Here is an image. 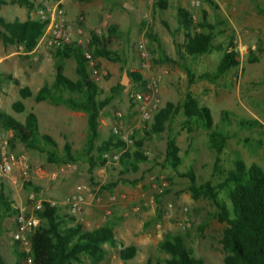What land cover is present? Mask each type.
I'll use <instances>...</instances> for the list:
<instances>
[{
	"label": "rangeland",
	"instance_id": "rangeland-1",
	"mask_svg": "<svg viewBox=\"0 0 264 264\" xmlns=\"http://www.w3.org/2000/svg\"><path fill=\"white\" fill-rule=\"evenodd\" d=\"M5 1L8 5L0 6V17L13 22L47 20L50 14L41 13L44 6L47 4L54 7L61 0H27L30 7L12 4L21 0ZM72 1L86 6L94 0ZM163 1L166 2L164 10L159 8L151 11L152 5H148L149 8L146 9L154 18V24L149 31L158 40H151L142 32L129 37L121 30L112 33L110 19L106 26L98 27L100 24H97L90 32L91 34L100 30L101 36L108 42V48L126 61L123 67L108 60H96L100 69L108 73V77L99 84L107 95L113 87H124L103 113V118H107L109 123L103 125L98 143L101 144L113 136L111 127L116 113L124 115L127 127L137 124L134 106L128 98V92L134 85L126 69L137 70L140 64L137 43L147 40L153 73L163 75L161 108L168 103H182L186 93L190 91L200 106L211 110L214 119L212 131L221 130L229 136L227 147L220 156L222 168L230 170L236 161L242 160L247 166L256 165L264 171V54L259 63L249 62L250 56L258 53L259 48L264 50V15L259 12L260 7L264 8V0H212V3L208 0ZM197 1L200 2L199 7L194 6ZM61 5L67 18L66 8ZM181 9L196 18L195 26L206 16L207 23L216 28L217 35L211 52L196 61L189 59L187 62L196 76L215 72L226 52L234 49L240 54V66L231 70L217 84L196 81L193 86H189L187 73L182 67L183 62L178 56V48L175 45L173 49L171 42ZM81 17L82 15L78 18ZM157 27L164 32L168 42H160ZM196 31V27H192L177 34V37L180 42L186 41L187 34ZM163 52H168L169 58L179 65L160 63ZM55 54L56 49L49 47L44 37L31 53H27L20 46L6 47L0 40V112L22 122L29 112H34L41 122L42 134L50 135L60 151L68 142L72 144L75 152H79L84 148L86 137L75 138L70 129L68 130L73 111L49 102L37 103L34 97L22 100L19 95L21 87L31 88L36 95L44 85L53 86L58 63L64 65L65 73L70 79H77L76 61L73 58L62 61ZM7 76L11 79H7ZM17 101H23L27 107L26 113L18 114L12 110V104ZM227 115L229 122L224 123L223 117ZM185 119L184 115L178 116L161 134L152 133L154 120L146 125L140 138L145 139L142 152L148 161L140 164L137 173L131 172L127 175H121L123 168L120 163L108 161L105 159L106 154L105 165L102 166L101 160L96 158L97 166L91 174L86 156L77 164H50L46 155L30 150L16 140L11 150L19 161H25L27 170L24 171L19 166L14 168L11 176L3 183L6 195L13 208L19 210V214L25 218L36 217V206L48 202L57 207L62 216L75 218L88 231L107 222L114 224L119 245L116 248L105 246L108 254L101 264H146L149 260L156 264L167 258L160 252L159 243L175 233L185 237L187 247L204 264H224L226 253L221 241L226 225L217 220L218 209L207 199H194L190 191V180L166 167L167 142L172 137L176 139L183 159L179 168L181 174L193 169L200 185L209 181L215 185L220 180L214 175L217 154L209 147V134L212 131L198 130L188 134L183 128ZM241 121H248L256 126L244 129L240 127ZM2 132L4 131L0 127V133ZM161 175L166 176L168 181V187L162 192L154 187H159L160 182L152 181L153 176ZM121 178L138 180L140 183L137 186L119 184L113 191L103 190V187ZM28 183L32 186L26 188ZM79 186L87 187L89 192L83 212L73 215L66 202ZM35 188L40 191L37 192ZM159 196H162L160 204L157 203ZM15 232L16 215H8L0 220V256L4 258L5 264H16ZM128 246H135L138 253L134 260L124 262L118 252ZM89 263L90 261L84 259L83 264Z\"/></svg>",
	"mask_w": 264,
	"mask_h": 264
},
{
	"label": "trees",
	"instance_id": "trees-1",
	"mask_svg": "<svg viewBox=\"0 0 264 264\" xmlns=\"http://www.w3.org/2000/svg\"><path fill=\"white\" fill-rule=\"evenodd\" d=\"M208 1L212 3V0ZM12 4H19L23 7L31 6L27 0ZM3 5H8V3L5 0H0V6ZM155 6L165 9L166 2L157 0ZM259 12L264 15V8L260 7ZM178 23L177 30L172 32L174 37L177 33L190 30L192 27L201 30L188 33L186 42L178 46L177 49L179 59L183 62L182 67L188 76L189 86H193L196 81L217 84L231 70L240 66V54L233 49L223 55L215 72L196 76L187 62L189 59L196 61L211 52L217 35L216 28L207 23L206 16L199 25L195 26L193 16L183 9L179 11ZM48 24V19L12 22L0 17V40L6 47L20 46L27 53H31L39 45ZM165 25L168 27L167 24ZM110 30L112 33L117 32L115 27H111ZM147 36L151 40L157 39V36L153 35L151 31ZM107 43L101 35H97L95 32L91 33L90 52L93 59L95 61L108 60L124 67L126 61L118 53L112 52ZM263 54L264 50L259 48L258 53H253L250 56L249 62L251 64L259 63ZM55 56L62 61L71 58L76 61L77 79H70L65 73L64 65L58 63L53 86L44 85L36 95L29 87H21L19 95L22 100L34 97L37 103L49 102L55 106H64L71 111L84 113L87 117L84 148L75 152L72 144L67 142L60 151L50 135L42 134L38 117L34 112H29L24 122L0 112V127L4 132L11 131L13 133L11 148H13L14 142L19 140L28 149L46 155L48 162L55 165L77 164L86 156L92 174L93 169L97 166L96 158L101 160V165L104 166L106 163L104 155L124 146L123 142L114 134L110 139L102 141L101 144L98 143L101 138L100 125L103 113L124 87L122 85L113 87L110 94L107 95L100 85L92 80L89 62L85 57L84 50L77 44L56 49ZM160 63L179 65L166 55L163 56ZM128 74L135 87L139 88L145 84V79L140 73L129 72ZM12 110L18 114H24L27 112V107L23 101H17L12 104ZM180 115H184L186 118L183 128L188 134L198 130L211 132L214 128L211 110L200 106L189 91L182 103H168L156 114L152 133L165 132L167 126ZM223 122H229L228 115L223 117ZM254 126L256 124L248 121L240 122V127L244 129ZM140 137L141 132H137L135 149L132 148L120 159L119 163L123 168L121 175L137 173L140 164L148 161L142 152L145 139ZM228 140L229 136L221 130L212 131L209 134V147L217 154L214 175L220 178L215 185L211 181L200 185L193 169H190L186 174L180 173L179 168L183 164V159L180 156L177 141L172 137L167 142L166 167L190 180V191L194 199H207L218 209L216 218L220 223L226 225L221 241L226 253L224 264H264V171L256 165L249 167L242 160L236 161L230 170L222 168L220 156L226 149ZM92 181H94L93 177ZM139 183L138 180L129 181L121 178L103 187V190L113 191L119 184L137 186ZM30 186H32L30 183L25 185L26 188ZM35 190L40 191L39 188H35ZM161 197H157L159 204ZM8 215L18 216L19 210L13 208L2 184L0 188V220ZM35 216L39 220V225L30 239L31 253L28 255L22 250L19 242H14L16 264H28V257H31L32 264H83L84 259L90 261L89 264H101L108 254L105 246L116 248L119 245L116 239L115 225L110 222L88 231L75 218L62 216L60 210L48 202H44L40 210H35ZM159 250L167 258L156 264H204L203 260L193 255L192 250L187 247L185 237L179 233L171 234L160 242ZM118 253L122 261L129 262L135 259L138 250L135 246H128L119 250ZM0 264H5L2 256H0ZM146 264L153 263L149 260Z\"/></svg>",
	"mask_w": 264,
	"mask_h": 264
},
{
	"label": "built area",
	"instance_id": "built-area-1",
	"mask_svg": "<svg viewBox=\"0 0 264 264\" xmlns=\"http://www.w3.org/2000/svg\"><path fill=\"white\" fill-rule=\"evenodd\" d=\"M194 6L199 7L200 2H195ZM41 13L50 14V18H48L49 24L43 36L44 39H47L49 47L59 49L66 45L77 44L84 50L85 57L89 62L92 80L100 84V82L108 77V73L98 68L96 61L92 57L90 52L91 34L83 27V19H80L76 23H69L61 3H57L54 7L46 4ZM145 19L149 22L150 26L154 22L148 14L145 16ZM193 20L197 24L195 17H193ZM197 31L200 32V28ZM96 34L101 35V31H96ZM147 45V40H140L137 43L140 72L145 79V84L139 88L132 86L128 92L129 101L134 106L136 112L137 124L132 127H127L124 115L122 113L115 114L112 133L123 142L124 146L120 149H114L105 155V159L113 163H119L121 157L134 148L136 133L142 132L146 125L151 124L156 114L162 109L160 95L163 75L153 73L154 67ZM12 137L13 133L11 131L0 133V188L11 176L16 166H19L24 171L27 170L25 161H19L11 150ZM156 180L160 182V186L157 187L154 185V187L158 188L160 192L168 187L166 176H153L152 181ZM88 192L87 187H77L75 193L66 202L71 214L78 215L83 212ZM51 205L54 206L53 204ZM41 208L42 204L36 206V210H40ZM38 225L39 220L36 217L25 218L21 214L16 216L14 239L20 243L22 250L28 255L31 253L30 239ZM27 263L32 264L31 257H28Z\"/></svg>",
	"mask_w": 264,
	"mask_h": 264
},
{
	"label": "crops",
	"instance_id": "crops-1",
	"mask_svg": "<svg viewBox=\"0 0 264 264\" xmlns=\"http://www.w3.org/2000/svg\"><path fill=\"white\" fill-rule=\"evenodd\" d=\"M152 2L153 1L151 0L150 1L148 0H94L89 5H86V6H80L78 2H73L72 0H61L59 3L63 4L64 7L66 8L67 21L69 23L70 22L76 23L80 19H83L82 25L85 28V30L88 31L89 33L93 31L92 30L93 27L95 25L97 26V24H100V26L98 27L106 26V24L108 23V19H110V21H112L111 27H115L117 31L121 30V32L125 33V35L129 37V35L133 36L134 34H137L139 32H142L144 36L148 34L154 22L150 26L149 22L145 19V16L147 14L150 15V13L147 12L146 9L149 8L148 5H152L150 8L151 11L153 9L154 10L159 9L158 7L155 6L156 1H154L153 4H151ZM80 15H82V17L78 18ZM151 17L154 21V18L152 15ZM73 21H76V22H73ZM162 23L163 25L166 24L163 21ZM178 26H179V23H178ZM176 30H174L173 32H175ZM185 31L186 30H183L180 33H183ZM158 32H159V38H161L160 42L162 44L164 43V41L168 42L167 38L165 37L166 35L164 34L162 30H160V28H158ZM180 33H177V34L179 35ZM177 34L175 37L172 35L171 42L173 45L172 46L173 49H175V45H176V48H178V46H181L186 42V41L180 42V40L177 37L178 36ZM156 40H158V37ZM163 53L167 57H170L168 52H163ZM104 66L106 67V65ZM0 67H1V60H0ZM139 67H140V64L138 65L137 70L133 71V70L126 69V71L127 73L137 72L142 75ZM107 68L109 67L107 66ZM162 96L164 99L165 98V86L164 88H162ZM70 117H71L70 118L71 123L68 124V130L70 129L71 135L75 138H78L80 136L86 137L85 135L87 134L86 115L81 112L73 111ZM108 123H109L108 119L103 118L102 116L101 125H100L101 134L103 131V125H107ZM39 124L41 125L40 120H39ZM111 131H112V127H111Z\"/></svg>",
	"mask_w": 264,
	"mask_h": 264
}]
</instances>
